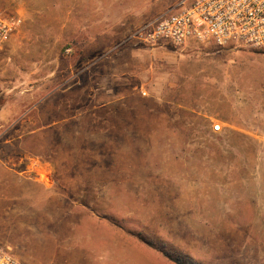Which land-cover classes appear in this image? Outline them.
<instances>
[{
    "label": "rangeland",
    "instance_id": "rangeland-1",
    "mask_svg": "<svg viewBox=\"0 0 264 264\" xmlns=\"http://www.w3.org/2000/svg\"><path fill=\"white\" fill-rule=\"evenodd\" d=\"M177 1L0 0L21 17L0 52V246L25 264H176L137 234L264 264V50L129 39Z\"/></svg>",
    "mask_w": 264,
    "mask_h": 264
},
{
    "label": "built area",
    "instance_id": "built-area-1",
    "mask_svg": "<svg viewBox=\"0 0 264 264\" xmlns=\"http://www.w3.org/2000/svg\"><path fill=\"white\" fill-rule=\"evenodd\" d=\"M20 23L19 14L0 13V52ZM129 39L150 48L194 42L264 50V0H179L142 24ZM0 264L25 263L0 246Z\"/></svg>",
    "mask_w": 264,
    "mask_h": 264
},
{
    "label": "trees",
    "instance_id": "trees-1",
    "mask_svg": "<svg viewBox=\"0 0 264 264\" xmlns=\"http://www.w3.org/2000/svg\"><path fill=\"white\" fill-rule=\"evenodd\" d=\"M136 237L140 239L146 245L161 252L166 258H168L169 260L173 261L176 264H192L190 261L185 260L181 256L173 254L170 250L162 248L158 244H155L153 241L146 239L141 234H137Z\"/></svg>",
    "mask_w": 264,
    "mask_h": 264
},
{
    "label": "crops",
    "instance_id": "crops-1",
    "mask_svg": "<svg viewBox=\"0 0 264 264\" xmlns=\"http://www.w3.org/2000/svg\"><path fill=\"white\" fill-rule=\"evenodd\" d=\"M34 183V185H36V187H38L39 189L42 188V186L40 185V183L38 182H35V181H32ZM42 190V189H41ZM39 197V196H38Z\"/></svg>",
    "mask_w": 264,
    "mask_h": 264
}]
</instances>
